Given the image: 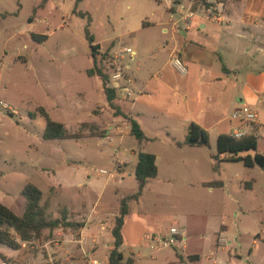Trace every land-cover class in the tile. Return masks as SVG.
Instances as JSON below:
<instances>
[{"label": "rangeland", "instance_id": "rangeland-1", "mask_svg": "<svg viewBox=\"0 0 264 264\" xmlns=\"http://www.w3.org/2000/svg\"><path fill=\"white\" fill-rule=\"evenodd\" d=\"M172 1L0 0V101L11 108L3 110L0 106V197L21 215L26 204L22 191L26 184L32 183L43 192L42 202H49L47 216L53 219L60 217V208L82 211L83 203L88 205L85 213L98 204L119 207L121 197L137 191L134 176L137 154L133 156L131 151L152 153L157 157L158 176L148 183L138 202L129 204L124 244L120 248L125 259L133 258L136 264H181L179 254L186 257L198 253L202 260L197 264H264V169L247 168L240 162L225 161L224 156L217 157L214 135L209 147L185 145L188 125L184 126L183 114L174 109L173 93L158 89L156 76L149 78L151 85L146 90L149 97L145 101L135 106L123 103L127 109L123 112L141 124L143 141L128 134L130 121L107 103L104 85L115 88L111 73L118 66L126 77L123 84L132 92L126 100L132 103L135 68L150 65L154 55L160 57L159 65L150 70L152 75L169 57L165 48L170 36H163L160 26L145 30L142 26L143 22L157 23L161 14L167 16ZM42 35L47 38L42 39ZM179 35L190 40L185 30ZM96 45L100 46L97 64L109 72L106 82L99 75L87 73L94 66L92 46ZM125 47L136 51L134 60L125 54L119 64L110 67L113 54ZM125 64L130 65L129 70ZM166 68L173 71L176 79L181 78L170 65ZM80 90L89 92L82 104L77 97L74 98L77 102L70 98L65 106L58 104L63 93L67 97L70 91ZM119 92L116 90L118 105L119 95L123 94ZM41 107L55 121H62V115L72 112L74 122H97L88 123L94 127L93 131L81 127L82 123L75 128L66 127L69 132L83 133L89 139L46 140L43 138L46 119L39 111ZM116 135L122 140L119 137L112 140ZM85 142L99 151L91 161L79 157ZM257 151L264 155V137H259ZM117 158L130 159L132 164H121ZM70 159L78 160L75 165L85 175L86 181L81 186L76 180H57V171H66ZM123 167L125 171L119 172ZM218 181L223 182V187L213 185ZM247 183H251V188ZM76 218L74 213L73 219L81 222ZM225 226L227 230L222 237L226 246L218 248L216 233ZM172 227L185 231L183 243L157 246L145 239V235L165 237ZM94 228L95 224L90 225L86 234ZM59 231L67 235L81 230L59 228ZM54 232L46 230L40 239L22 243V257L18 261L10 258L4 261L91 264L97 260L99 264H108L112 235H96V250L83 253L74 242L61 247L64 236L58 235L57 230ZM86 236L88 250L93 244L92 237ZM0 250L14 254L4 245H0Z\"/></svg>", "mask_w": 264, "mask_h": 264}, {"label": "crops", "instance_id": "crops-1", "mask_svg": "<svg viewBox=\"0 0 264 264\" xmlns=\"http://www.w3.org/2000/svg\"><path fill=\"white\" fill-rule=\"evenodd\" d=\"M175 1L176 0L172 1L168 7L170 8L171 5H174ZM187 1L188 0H180V2L183 3H186ZM226 5L229 18L228 24L220 25L204 20L197 21L189 29L185 30L190 34L189 41L184 40L182 36L180 37L179 32L181 30H173L170 23L171 11H168V18L161 14L157 23L143 22L142 28L144 30L150 27L160 26L161 34L163 36H170L166 41L168 44L165 48L169 51V57L163 66L156 71L157 73L152 75L150 74V70L159 65L160 57L156 58L154 55L153 62L150 65L143 66L140 64L135 68V74H132V86L134 87L135 92H133L132 103L121 98L119 95V105L121 106L122 111L123 109L127 110L123 103L135 106L138 102L142 103L146 100V97H149V94L146 91L148 86L151 85V80L149 78L155 79L156 76L158 89L167 94L171 92L173 93L172 103L175 107L174 109L183 114L182 121L184 122V126H186L185 124L189 126L191 123L201 126L209 135V145L211 144L214 135L217 151L218 137L222 134L229 135L231 130L237 125L235 121L231 120V114L234 109L240 108L244 105L248 106V108L257 114L259 125L258 130L261 134V138L264 137V0H226ZM192 29L194 30L192 31ZM134 52L136 53L135 50ZM173 56H178L184 63L187 69L185 74H181L173 66L171 60ZM167 65H170L175 72L180 74L181 78L176 79L173 71L166 68ZM147 72L148 74L146 76ZM64 94L65 93L61 95L60 100L58 99V104H64L65 106L66 101H69L70 98L73 99V102H77L78 99H74L75 97L79 98V103L82 104L86 97H88L89 92L87 90H80L78 92L70 91L67 97ZM159 96L161 98V95ZM73 114L72 112H66V116L62 115V121L58 122L64 123L68 129L71 127L75 128L82 122H74ZM131 118L139 123V121L134 119L133 116H131ZM91 122L95 123L97 121L95 120ZM226 123L227 128L225 125ZM139 125L142 129L140 123ZM128 134L130 135V132ZM115 137H119L120 140L123 138L116 135L112 140H115ZM86 139H89V137L84 136L73 140ZM191 147L199 148L200 146ZM98 152H96L94 146L85 142V144L82 145V151L79 157L83 160L91 161ZM131 154L133 156L137 154L138 159V153H135V151L132 150ZM250 154L253 156L254 152H250ZM77 161L70 159V163L66 165V171L58 170L56 173L57 180H76L79 186L83 185L86 178L83 171L78 168V164L76 163L75 165V162ZM119 162L121 164L126 162L127 165L132 164V161L126 158L119 159ZM118 171L122 173L125 171V168L123 167ZM156 179L157 177L150 180V182ZM122 180H125V177L122 178ZM250 184L251 183H247L248 188H251ZM57 186L59 188L61 187L59 181L57 182ZM103 190L104 188L99 193L100 197ZM124 197H121L120 200ZM0 201L9 207L5 202L4 197L1 196ZM109 206L111 205H108V207H104L103 204L101 207L99 204L93 205L91 211L89 213L86 212L87 214L85 213V209L88 208L86 203L82 204V211H71L66 208L70 213H77V218L81 219V222H83L85 226L78 233L67 235L60 232L59 229H55L54 231L57 230L58 235L63 234L64 236L61 247L67 244L69 245V242L70 244L74 242L83 253H91V251L96 250L98 247L96 235H112L111 230L114 226L115 217L119 215V207ZM93 224H95V228L86 234L89 226ZM224 230H227L226 226L225 228L222 227L221 230L216 233L217 237H219L218 248L226 246L225 238L222 237L225 233ZM54 231L53 233H56ZM75 235L77 236L76 238ZM86 235L92 237L93 244V248H89L88 250L85 248L87 245ZM113 241L114 239L112 236V244ZM183 242L184 239H182L181 243ZM108 246L110 245L108 244ZM22 250L23 249L12 250V253H14L12 255L6 254L3 250H0V253L7 258L18 261L16 259L22 257ZM70 251V249L66 250V254ZM179 255L181 256V264H186L187 261H190L188 259V256L190 255L200 256L197 261H190L192 263L197 264L202 260V256L198 253H191L186 255V257L182 254ZM229 255H231V253ZM88 258L89 257H87V259ZM0 259L2 258L0 257ZM45 264L51 263L46 261ZM88 264H90L89 261ZM91 264H99V262L93 260Z\"/></svg>", "mask_w": 264, "mask_h": 264}, {"label": "trees", "instance_id": "trees-1", "mask_svg": "<svg viewBox=\"0 0 264 264\" xmlns=\"http://www.w3.org/2000/svg\"><path fill=\"white\" fill-rule=\"evenodd\" d=\"M178 3H180V0L174 2V4ZM86 34L91 41L92 39L88 35V29H86ZM36 37L37 36L34 35V38ZM41 38L45 39L47 36L42 35ZM99 52V45L92 46L94 66L88 69L87 73L90 76L99 75L103 78L104 82H106L109 78V72H105L106 70L103 65L97 64L96 57ZM111 66L115 67L114 64L110 65V67ZM104 86V93L109 107L114 109L119 116L127 118L131 124V135L139 141H143L144 133L139 123L133 120L131 116L125 114L120 106L116 104V89L109 88L106 84ZM39 111L46 119V126L43 133L44 139L63 140L84 137L83 133L69 132L64 123L53 120L43 107L39 108ZM30 116H34V114L30 113ZM81 127H90L91 131L94 129L92 125L89 126L86 122L82 123ZM206 132L207 131L198 124H189L188 135L184 144L187 146L209 147V135ZM257 145L258 138L253 135L235 139L228 134H222L217 140V157L224 156V160H228V162H243L246 167L259 166L260 168H264V155L257 151ZM250 152H254L253 156ZM157 175L158 165L156 156L147 152H139L134 169L137 191L120 200L119 215L115 217L114 226L111 230L114 241L108 256V264H136L135 259H125L123 253L120 251L121 246L124 244L123 227L125 219L130 213L129 204L131 201H139L150 180L156 178ZM213 185L222 187L223 183L218 181L213 183ZM22 195L26 199V204L21 215L16 214L10 207L0 201V245H4L12 250H21L23 248L22 243L30 242L33 238L40 239L46 230H49L51 233L59 228H63L64 230L70 228L73 231H79L84 228L85 224L73 220L74 213H70L66 208L59 209V218H49L47 216L49 202H42L43 192L36 185L32 183L26 184L22 191ZM178 256L180 257V255ZM0 257L3 260H7V257L1 253ZM199 257V255H190L188 259L190 261H197Z\"/></svg>", "mask_w": 264, "mask_h": 264}, {"label": "built area", "instance_id": "built-area-1", "mask_svg": "<svg viewBox=\"0 0 264 264\" xmlns=\"http://www.w3.org/2000/svg\"><path fill=\"white\" fill-rule=\"evenodd\" d=\"M201 20L220 25L228 24L229 18L227 14L226 0H188L187 3L180 2L178 4H174L171 7L170 23L174 31L187 30L195 22ZM125 54H129L131 56V60H134V57L136 56V53L131 47H125L123 48V50H120L113 54V64L116 65V63L121 60L120 58H124ZM171 60L173 66L181 74H185L187 72L186 67L178 56H173ZM125 69L129 70L130 65L125 64ZM123 71L124 70H122V68L118 66V68H116L111 73V80L113 87H115L116 90H120L119 93L123 92V94H121L120 96L124 99H127L132 92L128 88V86H126V84H123V81L126 78ZM0 106L3 108V110L11 109L10 106L2 101H0ZM11 111L15 113L14 110ZM230 118L237 123V125L229 133V135L233 138L240 139L248 135H253L256 138L261 137V134L258 130L259 125L257 121V114L250 108H248V106L244 105L240 108L234 109ZM100 172L106 173L105 170H100ZM184 234V231L172 227L170 229V234L165 237L159 238L155 235H145V239L150 242H154V244H158L157 246H160L161 244H163L164 246H173L177 244L179 245L182 242ZM0 264L7 263L4 260L0 259Z\"/></svg>", "mask_w": 264, "mask_h": 264}]
</instances>
